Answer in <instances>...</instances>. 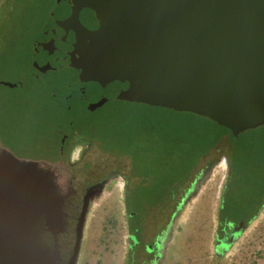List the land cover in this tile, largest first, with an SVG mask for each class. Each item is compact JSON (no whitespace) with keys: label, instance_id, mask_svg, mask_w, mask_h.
<instances>
[{"label":"water","instance_id":"obj_1","mask_svg":"<svg viewBox=\"0 0 264 264\" xmlns=\"http://www.w3.org/2000/svg\"><path fill=\"white\" fill-rule=\"evenodd\" d=\"M50 21L85 69L127 95L236 131L264 125V0H56ZM60 165L0 147V264H75L61 252L72 188ZM31 204L58 221L53 242L32 232Z\"/></svg>","mask_w":264,"mask_h":264},{"label":"rangeland","instance_id":"obj_2","mask_svg":"<svg viewBox=\"0 0 264 264\" xmlns=\"http://www.w3.org/2000/svg\"><path fill=\"white\" fill-rule=\"evenodd\" d=\"M55 2L0 0V81L21 82L16 87L0 83V145L20 158L54 162L60 159L63 134L71 133L75 124L84 123L85 118L90 117L79 110L77 98L58 103L53 98L55 89L44 87L46 74L40 67L45 62L44 58L51 55L45 54V49H39L37 42L47 35L44 25L50 21ZM57 69L59 75L56 80L60 83L78 77L90 84L96 80L73 63L60 62ZM112 82L120 85L118 79ZM75 84L72 81L69 87L72 96L76 94ZM82 97L83 102L91 104V93ZM127 102L130 101L126 100L124 105ZM174 116L170 113L171 118ZM108 132L110 135L122 133L123 137L133 135L129 133L127 124L110 126ZM231 135H238L240 141H255L251 143L255 151L249 154L246 168L239 172L231 169L227 151L215 152L204 158L199 165L201 174L169 224L166 238L162 237L168 227L159 237L162 244L158 242V249L153 253L149 248V255L142 243L133 247L130 237L125 203L127 181L122 173L129 170V158L108 153L95 142L75 145L71 154L75 161L73 170L92 177L93 181L107 180L88 204L75 264H129L133 252L136 264H264V206L239 234L228 241L230 243L218 247L223 236L219 230L222 195L234 196L237 203H256L257 179L264 176V151H260L264 148V125L244 132L233 131ZM125 137L118 145L127 150L130 148ZM260 155L263 156L261 166H257L260 159L257 156ZM64 163L70 162L65 159ZM228 180L229 187L226 188ZM155 235L151 219L144 242L154 243Z\"/></svg>","mask_w":264,"mask_h":264},{"label":"trees","instance_id":"obj_3","mask_svg":"<svg viewBox=\"0 0 264 264\" xmlns=\"http://www.w3.org/2000/svg\"><path fill=\"white\" fill-rule=\"evenodd\" d=\"M49 23L50 21L46 22L44 27L49 28ZM41 41L37 42L38 46ZM66 56H74L73 50ZM71 57L69 58L72 60ZM44 59L45 62L40 67L46 74L44 87L55 89L53 98L58 103L70 101L75 97L69 91L72 80L60 83L56 80L59 75L57 65L60 62L47 56ZM91 84L109 85L113 90L109 94L111 96L104 95V106L93 113L91 118H85L84 123L74 125V136H79L85 143L95 142L108 153H117L129 158V170L122 173L127 181L125 203L130 220V237L133 247L142 243L145 253L149 255L158 249L159 237L181 209L194 182L200 176L201 161L215 152L227 151L230 168L243 170L246 168L249 154L255 151V147L251 146L255 141H240L238 135H231L236 130L208 117L154 106L141 98L127 95L123 90H119L120 85L107 81L104 77L96 75V80ZM126 100L130 102L124 105ZM82 107L83 105H80V111ZM170 113L175 115L174 118L170 117ZM122 124H127L130 127L129 133L133 134L124 136L130 148L127 150L118 145L124 139L122 133L110 135L108 132L110 126ZM260 151L263 152L264 148ZM256 154L258 155L257 151ZM257 157L260 158L257 166H261L263 156ZM262 179L257 180L259 193L263 188ZM229 180L230 183L233 182L231 178ZM229 180L226 182V188L229 187ZM233 197L228 194L226 197L222 195L221 198L219 230L222 234L242 219L248 224L264 205L245 201L237 203ZM151 219L156 235L154 243H147L143 237ZM149 248L151 253L147 251ZM136 260L135 252L131 253L129 264H136ZM152 261L151 259L150 262Z\"/></svg>","mask_w":264,"mask_h":264},{"label":"flooded vegetation","instance_id":"obj_4","mask_svg":"<svg viewBox=\"0 0 264 264\" xmlns=\"http://www.w3.org/2000/svg\"><path fill=\"white\" fill-rule=\"evenodd\" d=\"M46 27V26H45ZM44 31L47 33L45 37H43L38 46L39 49H45V53L51 55V58L57 62H68L73 63L75 65L81 66L86 74L93 76L96 78L97 74L90 72L89 70L85 69L81 62L79 61L78 57L74 54V56H69L73 58L72 60L67 57L66 55L69 54L71 50H73L74 40L70 41H63L57 37L56 34V26L50 21L49 28H45ZM42 45V47H40ZM41 53V52H38ZM101 76V75H98ZM103 77V76H101ZM73 82L76 84L74 86L76 90L75 98L78 99L77 103L83 105L82 112H85L88 116H91L95 113L99 108L104 106L105 100L103 97L110 94L113 88L109 85H102V86H94L93 84L87 83L83 78H73ZM16 87V86H15ZM119 90H123L121 85L118 87ZM87 93L92 94V101L91 104H87L84 96ZM105 95V96H104ZM91 98V97H90ZM89 106V107H88ZM89 109L91 111L89 112ZM72 124V123H71ZM74 132L71 129V133H64L61 137L60 147H59V154L60 159L56 162H61L59 166L58 175L62 184L66 187H71L72 191L69 195L65 198L64 203V210L68 214V225H67V237L65 241L62 243V254L67 261L71 257L75 256L77 258L80 246V238L81 232L85 220V215L88 209V204L93 194L97 193L98 189L106 183V179H102L100 181H93V178L87 176L84 173L79 171H74L73 167L75 161L72 160L71 154L75 145L79 143H84L79 136H75L73 138ZM0 147H5L4 145H0ZM65 159H68L70 163L65 164ZM112 176H110L111 178ZM258 180V179H257ZM258 186V190L260 189L259 184L256 183ZM262 189L259 193L257 191V195L254 197L257 203H264V176L262 179ZM264 206V205H263ZM23 214L24 216L34 218V222L32 223L33 233L36 235L41 236H48L50 237L51 242H53V236L59 233L57 229L58 221L54 224L52 222H47L46 217L47 214L44 211L45 207L41 205H26L23 206ZM57 208V205H56ZM58 208L62 209V205H58ZM17 213V212H16ZM20 213V212H18ZM22 213V212H21ZM247 223L245 220H240L239 223L233 224L230 228L223 233V236L219 239L218 247L227 242V240H232L237 233L235 230L240 228V232L246 227ZM234 230V232H233ZM239 234V233H238ZM79 239V240H78Z\"/></svg>","mask_w":264,"mask_h":264},{"label":"crops","instance_id":"obj_5","mask_svg":"<svg viewBox=\"0 0 264 264\" xmlns=\"http://www.w3.org/2000/svg\"><path fill=\"white\" fill-rule=\"evenodd\" d=\"M238 172H239V170H238ZM234 173V172H233ZM232 177H234V174L232 175Z\"/></svg>","mask_w":264,"mask_h":264}]
</instances>
